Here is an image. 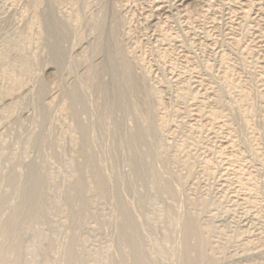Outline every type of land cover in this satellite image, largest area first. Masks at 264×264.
I'll return each mask as SVG.
<instances>
[{
	"label": "rangeland",
	"instance_id": "1",
	"mask_svg": "<svg viewBox=\"0 0 264 264\" xmlns=\"http://www.w3.org/2000/svg\"><path fill=\"white\" fill-rule=\"evenodd\" d=\"M182 3L0 0V264H264V0Z\"/></svg>",
	"mask_w": 264,
	"mask_h": 264
},
{
	"label": "bare ground",
	"instance_id": "2",
	"mask_svg": "<svg viewBox=\"0 0 264 264\" xmlns=\"http://www.w3.org/2000/svg\"><path fill=\"white\" fill-rule=\"evenodd\" d=\"M160 2H161V1H157L156 3L160 4ZM165 2H166V1H165ZM176 2H177V1H176ZM179 2H183V3L177 5L178 8H184V7H185L184 5L188 2V0H179ZM161 3H162V2H161ZM163 3H164V2H163ZM230 3H231V2H230ZM235 3H236V2H235ZM165 4H166V3H165ZM236 4H237V3H236ZM161 5H162V4H161ZM175 5H176V4H175ZM234 5H235V4H234ZM165 6L167 7L168 5H165ZM165 6H164V7H161V6H160V8H159L158 10L161 11V10L165 9V8H166ZM169 6H172V5L169 4ZM173 6H174V5H173ZM175 7H176V6H175ZM169 8H170V7H169ZM172 8H174V7H172ZM186 8H187V7H186ZM173 10H174V9H173ZM177 10H178V9H177ZM177 10H176V11H177ZM181 10H182V9H181ZM160 11H158V12H160ZM163 11H164V10H163ZM171 11H172V9H171ZM166 12H169V11H166ZM166 12H165V13H166ZM181 12H182V11H181ZM170 13H171V12H170ZM159 15H160V14H159ZM161 16H162V15H161Z\"/></svg>",
	"mask_w": 264,
	"mask_h": 264
}]
</instances>
